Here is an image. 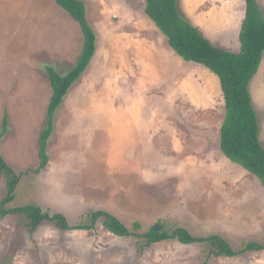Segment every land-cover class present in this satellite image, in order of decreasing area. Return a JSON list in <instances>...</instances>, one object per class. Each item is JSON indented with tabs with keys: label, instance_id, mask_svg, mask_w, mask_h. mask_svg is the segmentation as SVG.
Returning <instances> with one entry per match:
<instances>
[{
	"label": "rangeland",
	"instance_id": "374dc122",
	"mask_svg": "<svg viewBox=\"0 0 264 264\" xmlns=\"http://www.w3.org/2000/svg\"><path fill=\"white\" fill-rule=\"evenodd\" d=\"M81 1L97 35L96 53L56 111L49 165L36 174L53 94L47 67L69 73L83 36L55 0H0V152L21 177L7 207L35 205L63 214L72 226L104 210L137 235L181 227L195 237L219 235L236 251L264 245V188L221 150L226 106L219 78L175 53L146 15L144 0ZM177 1L213 45L240 51L244 0ZM257 3L264 16V0ZM57 14L63 16L50 18ZM138 31L156 48L144 57L151 69L139 66L141 50L131 42ZM115 38L126 43L118 46ZM117 46L125 65L116 63ZM250 91L264 147V58ZM5 110L10 125L1 138ZM145 121L151 135H132L134 150L118 163L112 128ZM5 195L3 179L0 202ZM25 223L22 216L0 217V264H264V251L217 258L206 245L148 247L145 239L112 235L101 221L93 230L65 233L44 223L33 234Z\"/></svg>",
	"mask_w": 264,
	"mask_h": 264
},
{
	"label": "trees",
	"instance_id": "16d2710c",
	"mask_svg": "<svg viewBox=\"0 0 264 264\" xmlns=\"http://www.w3.org/2000/svg\"><path fill=\"white\" fill-rule=\"evenodd\" d=\"M145 13L158 30L167 37L169 46L186 62L200 64L215 74L224 95L226 114L221 127V150L231 162L255 175L264 188V147L260 141L258 116L254 108L250 84L259 72L264 58V16L257 0H244L246 5L237 53L213 45L199 29L194 27L179 12L177 0H144ZM56 4L76 21L83 34L84 42L80 58L75 67L61 76L52 67H47L52 97L50 99L45 128L39 137L40 164L35 173L49 165L48 143L54 133V117L64 103L72 86L83 76L96 53L97 35L87 18V9L81 0H55ZM10 125L9 114L4 112L1 138ZM6 181V195L0 202V217L22 216L30 234L44 223L53 224L61 232L90 231L101 221L103 227L119 238L139 237L146 240L148 247L167 241L182 245H206L214 257L236 258L251 252L264 251V245L249 243L241 250H234L219 235L208 237L192 236L188 230L177 227L172 230L161 226L137 235L112 214L104 210L93 211L85 223L72 226L61 213L45 212L35 205L13 209L7 206L16 198L21 177L11 168L0 152V181ZM136 227H139L137 225ZM206 264V262L204 263Z\"/></svg>",
	"mask_w": 264,
	"mask_h": 264
},
{
	"label": "crops",
	"instance_id": "0c3cea01",
	"mask_svg": "<svg viewBox=\"0 0 264 264\" xmlns=\"http://www.w3.org/2000/svg\"><path fill=\"white\" fill-rule=\"evenodd\" d=\"M259 1V0H258ZM63 15H60V14H57L56 17L55 16H51L50 18L55 20L57 17H62ZM65 17V16H64ZM71 17V16H70ZM72 18V17H71ZM73 19V18H72ZM74 20V19H73ZM76 22V21H75ZM65 23H66V18H65ZM77 23V22H76ZM133 24H135L134 22H132ZM131 23V24H132ZM78 24V23H77ZM67 25H70L67 23ZM79 26V24H78ZM80 28V26H79ZM197 29H199V25L198 27H196ZM81 31V29H80ZM201 31V29H200ZM82 33V31H81ZM137 33H140L141 36L139 37H134L132 38V43L135 47H140V50H141V55H142V59H141V65H139L142 69H151L149 68V66L146 64L147 63V59L144 58L145 57V53L150 55V54H153V48L156 49L154 47V45L152 44V40L151 38H149L145 31H138ZM202 33V32H201ZM203 34V33H202ZM204 36L206 34H203ZM83 36V34H82ZM207 36V35H206ZM205 36V37H206ZM208 38V37H206ZM130 40V39H129ZM209 40V39H208ZM122 41V42H121ZM149 41V42H148ZM210 41V40H209ZM83 42H84V38H83ZM114 42L120 46V45H123L126 43V39H117L115 38ZM148 42V43H147ZM129 44V43H128ZM83 46V45H82ZM115 48V51H117V56H116V63H120L121 65L124 64V60L126 58L125 56V52L122 51L120 48ZM156 47H158V45H155ZM224 49V48H223ZM147 50H150L149 52H146ZM114 51V50H113ZM82 52V51H81ZM140 60V57L138 58V61ZM125 65V64H124ZM127 68V67H126ZM124 71H123V78L125 77L126 79L128 78V76L130 77V74H126L128 71V69H125L123 68ZM151 128H152V124L151 122H137L136 125H133L132 123L131 124H126L123 123L121 125H115L113 128H112V133H113V139H114V151H113V154L115 157H118V163H120V160H122V158H119L120 155L124 154H129V156H131L132 154V150H134V142H133V139H132V135H134L137 131L140 132V134H148V135H151ZM131 141V142H130ZM130 142V143H129ZM128 144V145H127ZM139 148V147H138ZM140 149H141V146H140ZM136 152L134 151V154ZM136 159L132 160L131 163L132 164H135L136 165ZM129 161V163H127L128 165H132ZM144 165V164H143ZM143 165H141L143 167ZM133 167V165H132ZM131 167V168H132Z\"/></svg>",
	"mask_w": 264,
	"mask_h": 264
},
{
	"label": "water",
	"instance_id": "95a60500",
	"mask_svg": "<svg viewBox=\"0 0 264 264\" xmlns=\"http://www.w3.org/2000/svg\"><path fill=\"white\" fill-rule=\"evenodd\" d=\"M157 229H159V227H158V226H155V227H154V230H157Z\"/></svg>",
	"mask_w": 264,
	"mask_h": 264
}]
</instances>
